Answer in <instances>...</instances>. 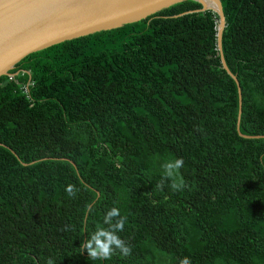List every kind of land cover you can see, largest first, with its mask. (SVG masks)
Here are the masks:
<instances>
[{
    "label": "trees",
    "instance_id": "16d2710c",
    "mask_svg": "<svg viewBox=\"0 0 264 264\" xmlns=\"http://www.w3.org/2000/svg\"><path fill=\"white\" fill-rule=\"evenodd\" d=\"M220 2L238 86L193 0L0 76V264H264V0ZM179 157L188 187L157 188ZM112 207L131 255L92 260L81 245Z\"/></svg>",
    "mask_w": 264,
    "mask_h": 264
},
{
    "label": "water",
    "instance_id": "95a60500",
    "mask_svg": "<svg viewBox=\"0 0 264 264\" xmlns=\"http://www.w3.org/2000/svg\"><path fill=\"white\" fill-rule=\"evenodd\" d=\"M185 0H0V76L24 56L54 44L121 27ZM217 16L216 46L222 69L235 81L221 55L225 26L220 0H193ZM238 92V114L240 91ZM242 137H249L242 135ZM258 137V136H255Z\"/></svg>",
    "mask_w": 264,
    "mask_h": 264
},
{
    "label": "clouds",
    "instance_id": "9594fccd",
    "mask_svg": "<svg viewBox=\"0 0 264 264\" xmlns=\"http://www.w3.org/2000/svg\"><path fill=\"white\" fill-rule=\"evenodd\" d=\"M163 175L160 182L156 185L157 188L163 189L165 181L171 180L169 185L174 191H181L188 187L183 180L179 170L184 167L182 157L176 158L174 161L164 162L162 165ZM79 189L75 185L69 184L65 187V192L70 198H74ZM126 217L121 216L120 210L112 207L108 210L103 222L108 227L97 228L90 237L86 238L81 245V253H86L92 260L107 261L114 254L119 253L123 257L131 255V246L127 245L117 233L122 232L125 227ZM47 264H54V261L49 258ZM179 264H191V259L188 256L180 259Z\"/></svg>",
    "mask_w": 264,
    "mask_h": 264
},
{
    "label": "built area",
    "instance_id": "2783aa9c",
    "mask_svg": "<svg viewBox=\"0 0 264 264\" xmlns=\"http://www.w3.org/2000/svg\"><path fill=\"white\" fill-rule=\"evenodd\" d=\"M23 72V71H22ZM22 72H19V71H16V72H14V73H8L6 76H7V80L8 81H10V80H13V78L15 77V76H17V75H21L22 74ZM29 80V79H28ZM30 82V81H29ZM28 82V83H29ZM28 83H26L24 86H21V90H22V92L23 93H26V95H27V89H26V86H27V84Z\"/></svg>",
    "mask_w": 264,
    "mask_h": 264
}]
</instances>
